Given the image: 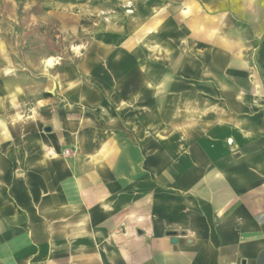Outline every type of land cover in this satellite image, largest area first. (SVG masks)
I'll use <instances>...</instances> for the list:
<instances>
[{
  "label": "crops",
  "instance_id": "obj_1",
  "mask_svg": "<svg viewBox=\"0 0 264 264\" xmlns=\"http://www.w3.org/2000/svg\"><path fill=\"white\" fill-rule=\"evenodd\" d=\"M185 1L128 85L0 72V264H264V0Z\"/></svg>",
  "mask_w": 264,
  "mask_h": 264
},
{
  "label": "rangeland",
  "instance_id": "obj_2",
  "mask_svg": "<svg viewBox=\"0 0 264 264\" xmlns=\"http://www.w3.org/2000/svg\"><path fill=\"white\" fill-rule=\"evenodd\" d=\"M67 4L75 12L64 24L53 17L50 0H0V72L20 75L30 98L37 95L36 87L48 89L51 70L74 66L79 59L96 71L90 74L91 81L112 86L121 75L128 85L131 70L146 62L154 64V73L160 72L163 55L168 49L176 53L184 39L183 29L178 30V12L184 6L179 7L178 0H67ZM190 4L185 1L186 17L192 15ZM96 56L101 60L95 62Z\"/></svg>",
  "mask_w": 264,
  "mask_h": 264
},
{
  "label": "bare ground",
  "instance_id": "obj_3",
  "mask_svg": "<svg viewBox=\"0 0 264 264\" xmlns=\"http://www.w3.org/2000/svg\"><path fill=\"white\" fill-rule=\"evenodd\" d=\"M48 61H51V60H48Z\"/></svg>",
  "mask_w": 264,
  "mask_h": 264
}]
</instances>
